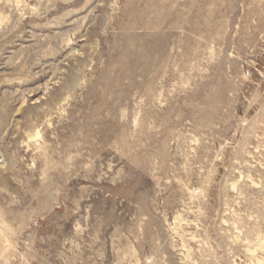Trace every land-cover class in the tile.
Returning <instances> with one entry per match:
<instances>
[{
    "label": "rangeland",
    "instance_id": "1",
    "mask_svg": "<svg viewBox=\"0 0 264 264\" xmlns=\"http://www.w3.org/2000/svg\"><path fill=\"white\" fill-rule=\"evenodd\" d=\"M0 231V264H264V0H0Z\"/></svg>",
    "mask_w": 264,
    "mask_h": 264
},
{
    "label": "bare ground",
    "instance_id": "2",
    "mask_svg": "<svg viewBox=\"0 0 264 264\" xmlns=\"http://www.w3.org/2000/svg\"><path fill=\"white\" fill-rule=\"evenodd\" d=\"M39 133V132H38ZM37 135V134H36ZM38 136V135H37ZM36 143V142H35ZM1 232V231H0ZM1 235V234H0Z\"/></svg>",
    "mask_w": 264,
    "mask_h": 264
}]
</instances>
